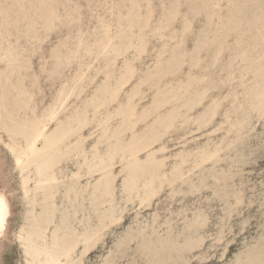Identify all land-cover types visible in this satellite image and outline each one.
<instances>
[{
  "label": "rangeland",
  "instance_id": "374dc122",
  "mask_svg": "<svg viewBox=\"0 0 264 264\" xmlns=\"http://www.w3.org/2000/svg\"><path fill=\"white\" fill-rule=\"evenodd\" d=\"M133 1L140 17L130 21V13L122 21L126 34L117 40L128 46L115 68L123 67L127 58L136 73L123 86L120 100L125 103L129 90L139 85L141 94L134 102L139 110L147 106L156 90L142 76L159 65L168 70L159 84L179 87L169 96L183 93L182 81L186 87L192 84L180 98L194 101L189 111L194 120L171 129L153 147L163 145L158 154L171 156L167 169L183 149L198 157L195 166L185 165L184 182L164 180L161 190L143 203L122 196V173L114 194L115 215L121 218L107 221L84 255L79 245L76 264H264V0H0V56L13 50L22 57L25 64L17 72L22 75L13 81L29 87L26 94L33 91L44 107L63 84L72 82L78 67L73 58L54 73L56 54L76 49L83 38L82 43L93 42L108 25L116 27L120 11L129 12ZM141 39L146 49L140 53L136 45ZM92 64L102 67L104 61ZM5 67L0 62V69ZM91 75L80 94L69 97L70 108L88 99L106 76L94 68ZM200 92L204 94L198 102ZM217 100L220 105L213 114ZM116 105L113 102L108 111ZM206 111L210 114L195 120ZM145 126L142 121L138 128ZM97 129L96 121L83 127L88 145L97 138ZM209 149H219L215 161L201 163ZM64 164L66 173L76 171L71 162ZM120 168L116 163L115 172ZM97 177L95 173L90 179ZM21 182L13 156L0 143V189L12 208L7 235L0 240V264H27L25 248L18 242L30 206ZM57 201V222L62 224L61 213L68 211L78 231L88 222L97 227L110 207L105 203L94 210L88 200L71 203L61 194Z\"/></svg>",
  "mask_w": 264,
  "mask_h": 264
},
{
  "label": "bare ground",
  "instance_id": "6f19581e",
  "mask_svg": "<svg viewBox=\"0 0 264 264\" xmlns=\"http://www.w3.org/2000/svg\"><path fill=\"white\" fill-rule=\"evenodd\" d=\"M136 4L133 1L129 12L125 14L120 11L116 27L106 26L101 37L89 43H82L84 38L80 39L76 49L56 54L58 58L54 73L67 66L73 58L78 60V67L71 78L72 82L63 84L57 96L44 107H39L33 91L26 94L30 91L29 87L20 80L13 81L18 70L25 64L24 61L20 62L22 57L13 50L0 56V62L6 65L0 69V143L14 158L21 175L24 197L30 205L27 207V224L22 225L18 233V242L25 248L27 264H76L79 245L83 244L81 254L84 255L100 238L101 231L108 225L107 221L112 223L121 218L115 215L118 210L114 194L117 178L122 173V196L131 200L137 198L143 203L150 201L161 190L164 180L169 184L178 180L184 182L187 173L185 165L191 162L195 166L194 159L198 156L183 149L175 155V162L167 169V160L171 156L158 154L165 150L163 145L159 149L153 147L171 129L194 120L189 115L194 101L180 98L192 84L186 87V82L182 81L180 86L184 87L183 93L177 91V96H169L179 87L169 83L159 84L168 74L167 67L159 65L142 76L143 82L149 83L156 90L153 100L147 106L139 110L134 102L135 97L141 94L139 85L129 90L125 103L120 100L123 86L135 75L136 69L127 58L123 67L115 68L117 58L128 46L127 43L123 46L118 40L126 34L122 22L124 17L129 18L132 13L130 21L139 19ZM158 28H164V25ZM136 48L140 53L144 52L146 42L141 39ZM163 54L164 50L161 52ZM162 58H159V62ZM100 59L104 61L102 67L92 64L93 60ZM92 68L96 72H105L104 81L83 103L70 108L69 97L80 94L86 78L92 81ZM117 74L120 77L113 82ZM21 75L17 74V77ZM158 89L162 90L157 92ZM160 94L162 97H158ZM203 94H197L196 101L201 102ZM115 101L116 109L109 112V106ZM176 102L178 104H174ZM167 105L170 107L164 111ZM219 105L220 101L217 100L213 114L217 113ZM102 107L105 110H101ZM90 111L93 112L92 117H89ZM98 114L101 118H98ZM205 114H210V111L200 114L195 120H200ZM92 121L98 125L95 131L97 138L89 146L88 136L82 130ZM142 121L146 122V126L140 130L138 125ZM200 150L205 151L203 148ZM218 151L209 149L201 157V163L215 161ZM142 152L145 157L141 155ZM69 162L76 167V171L66 173L67 165L64 163ZM116 163L121 165L118 173L115 172ZM95 173L98 177L91 181ZM84 177L87 178L86 182L82 181ZM0 193L7 198L11 216L8 195L2 189ZM58 194L71 203L88 200L94 210H100L105 203H109L110 207L100 215L97 227L93 228L88 222L83 231H78L71 219L72 213L68 211L61 213L62 224L57 222ZM10 216L7 217V226L0 240L7 235Z\"/></svg>",
  "mask_w": 264,
  "mask_h": 264
},
{
  "label": "clouds",
  "instance_id": "9594fccd",
  "mask_svg": "<svg viewBox=\"0 0 264 264\" xmlns=\"http://www.w3.org/2000/svg\"><path fill=\"white\" fill-rule=\"evenodd\" d=\"M0 197L3 198V200H4V202H5L6 206H7L6 207V211L4 213V215H5L4 227L2 229H0V235H3L4 234V231L6 229V226H7V217L10 216L11 213H10V206H9V204L7 202L6 196L3 193H0Z\"/></svg>",
  "mask_w": 264,
  "mask_h": 264
},
{
  "label": "snow or ice",
  "instance_id": "6c2138e0",
  "mask_svg": "<svg viewBox=\"0 0 264 264\" xmlns=\"http://www.w3.org/2000/svg\"><path fill=\"white\" fill-rule=\"evenodd\" d=\"M6 204L2 197H0V229L4 227V220H5V211H6Z\"/></svg>",
  "mask_w": 264,
  "mask_h": 264
}]
</instances>
